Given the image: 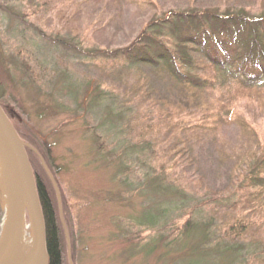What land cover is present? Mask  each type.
Instances as JSON below:
<instances>
[{"label":"rangeland","instance_id":"rangeland-1","mask_svg":"<svg viewBox=\"0 0 264 264\" xmlns=\"http://www.w3.org/2000/svg\"><path fill=\"white\" fill-rule=\"evenodd\" d=\"M27 1L0 0V102L51 197L63 264H198L190 260L200 233L181 242L165 224L178 217L184 200L175 189L182 169H168L174 183L165 175L158 181L160 162H151V145L137 136L157 110L138 99L127 102L122 87L86 62L96 51L129 46L148 23L170 13L247 11L257 18L264 0H36L37 9ZM158 86L161 101L166 95L175 100L163 83ZM257 108L241 100L233 109L264 144V110ZM218 137L197 146L204 186L213 189L224 188L214 167L221 147L237 151L250 141L238 128L222 129ZM1 205L0 194V216ZM144 216L154 217L153 224ZM226 253H204L200 261L235 264L244 258Z\"/></svg>","mask_w":264,"mask_h":264},{"label":"trees","instance_id":"trees-1","mask_svg":"<svg viewBox=\"0 0 264 264\" xmlns=\"http://www.w3.org/2000/svg\"><path fill=\"white\" fill-rule=\"evenodd\" d=\"M27 3L31 9L39 7L36 0ZM248 14L170 13L148 23L129 46L110 53L96 51L98 56L86 62L122 87L127 102L138 99L157 110V118L148 120L137 136L151 145V162L153 157L160 162L157 178L165 175L174 183L167 175L168 169H182L184 176L178 179L180 185L176 181L175 189L184 200H190L188 204L180 201L178 217L165 224L175 228L172 236L178 233L181 242L200 233V242L192 253L195 258L190 260L198 264H204L200 261L204 253L218 255L220 251L227 252L228 257L243 253V260L235 264H264V144L245 117L234 115L233 109L243 100L264 110V14L257 18ZM181 27L183 33L179 32ZM160 83L169 90L173 102L169 95L163 101L159 99ZM218 92L225 93L217 97ZM182 116L198 122L186 124ZM226 128H238L250 141L237 151L227 143L221 147L220 162L217 159L214 167L224 188L205 187L203 172L198 168L197 146L215 144L219 132ZM185 177L187 186L181 183ZM36 181L49 264H63L53 203L43 183ZM144 218L153 224L154 217ZM182 218L187 219L177 226Z\"/></svg>","mask_w":264,"mask_h":264},{"label":"water","instance_id":"water-1","mask_svg":"<svg viewBox=\"0 0 264 264\" xmlns=\"http://www.w3.org/2000/svg\"><path fill=\"white\" fill-rule=\"evenodd\" d=\"M26 147L0 105V161L12 191L8 226L4 238L0 240V264H19L14 252L26 220H29L36 238L35 252L27 264H49L45 219ZM49 176L57 190L54 178Z\"/></svg>","mask_w":264,"mask_h":264},{"label":"bare ground","instance_id":"bare-ground-1","mask_svg":"<svg viewBox=\"0 0 264 264\" xmlns=\"http://www.w3.org/2000/svg\"><path fill=\"white\" fill-rule=\"evenodd\" d=\"M0 194H1V225H0V240L4 238L8 226L10 206L12 204L11 184L0 161ZM35 232L26 220L21 228V233L18 239V244L14 252V258L19 264H27L33 256L36 249Z\"/></svg>","mask_w":264,"mask_h":264},{"label":"flooded vegetation","instance_id":"flooded-vegetation-1","mask_svg":"<svg viewBox=\"0 0 264 264\" xmlns=\"http://www.w3.org/2000/svg\"><path fill=\"white\" fill-rule=\"evenodd\" d=\"M2 106V105H1Z\"/></svg>","mask_w":264,"mask_h":264}]
</instances>
